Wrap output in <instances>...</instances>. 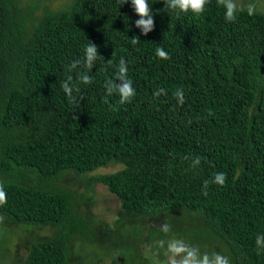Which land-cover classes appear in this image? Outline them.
<instances>
[{
	"label": "trees",
	"instance_id": "trees-1",
	"mask_svg": "<svg viewBox=\"0 0 264 264\" xmlns=\"http://www.w3.org/2000/svg\"><path fill=\"white\" fill-rule=\"evenodd\" d=\"M21 1L0 0V215L55 228L22 264H68L69 236L85 237L86 223L55 183L109 165L119 169L86 184L104 186L126 217L199 218L229 264H264V12L243 6L229 22L217 0L198 16L149 0L154 27L144 35L131 0H71L39 15L37 0ZM90 43L99 56L88 70ZM121 58L135 90L125 104L105 87L121 83ZM69 75L72 97L61 87Z\"/></svg>",
	"mask_w": 264,
	"mask_h": 264
},
{
	"label": "rangeland",
	"instance_id": "rangeland-1",
	"mask_svg": "<svg viewBox=\"0 0 264 264\" xmlns=\"http://www.w3.org/2000/svg\"><path fill=\"white\" fill-rule=\"evenodd\" d=\"M33 1L36 0L21 3L25 6ZM37 1L35 15L41 14L43 9H63L71 0ZM236 3L241 7L253 4L254 9L264 12V0H236ZM117 169L119 166L109 165L83 176L69 171L56 181V190L70 197L73 212L86 223L85 237L75 232L69 236L68 264H157L158 261L164 264L167 245L161 248L159 241L170 239H181L197 247L201 255L218 253L228 258L225 245L205 230L199 218L187 219L181 212H173L155 218L130 219L118 199L104 186L86 184L89 176ZM4 179L0 175V181ZM164 223L169 225L168 233L161 231ZM54 232L55 228L49 226H18L0 215V264H22L29 244Z\"/></svg>",
	"mask_w": 264,
	"mask_h": 264
},
{
	"label": "clouds",
	"instance_id": "clouds-1",
	"mask_svg": "<svg viewBox=\"0 0 264 264\" xmlns=\"http://www.w3.org/2000/svg\"><path fill=\"white\" fill-rule=\"evenodd\" d=\"M128 0H120L121 5L127 3ZM134 11L137 15L140 16L139 20L135 21V26H142L143 31L142 34L147 35L154 27L153 20V12L152 7L149 4V0H131ZM208 0H164V8L170 11H179L188 13L191 12L194 15H200L205 11V6L207 5ZM217 4L219 6H223L225 9V20L229 22H233L236 19V13L238 11H243L244 9L236 3V0H217ZM248 15L254 14V5L249 4L247 7ZM144 17H148L144 19ZM139 40L136 37H133L131 43L133 45L137 44ZM157 57L167 60L170 59L169 54L163 48L156 49ZM99 54L97 51V45L94 43H90L85 48L84 54V66L86 69L91 70L94 62L98 58ZM79 61H75L71 64L69 71L75 69ZM127 66L124 58H121L119 61V68L117 72V79L121 81V83H114L109 80L106 82V92L107 95H112L114 92L119 94V103L125 104L131 102L132 98L135 95V90L132 87V82L127 78ZM80 81L84 84L91 83V78L87 74H82L79 77ZM72 80V76L69 75L67 81H65L61 87L63 91L69 96L72 97L73 87L70 85V81ZM79 91V89H76ZM161 92H164V89H160L158 92L154 93V95L158 96ZM179 102L182 104L184 97L182 90H177L175 93ZM199 158L194 161V164H199ZM226 180L225 173H217L215 175V183L223 185ZM206 194V193H205ZM6 203V193L3 190V186L0 185V205ZM170 230L169 225L164 223L161 225V231L164 233H168ZM166 243V248H165ZM257 246L264 245V237L258 236L256 239ZM159 246L161 248H165L164 255L166 257V261L164 264H229V260L227 257L220 255L218 253H214L211 256L207 253L201 255L199 249L197 247L190 246L186 244L181 239H170L167 242L161 240L159 241ZM157 264H160L158 261Z\"/></svg>",
	"mask_w": 264,
	"mask_h": 264
}]
</instances>
